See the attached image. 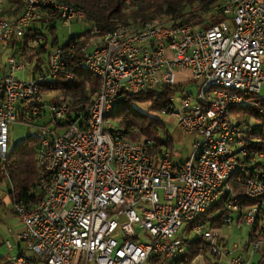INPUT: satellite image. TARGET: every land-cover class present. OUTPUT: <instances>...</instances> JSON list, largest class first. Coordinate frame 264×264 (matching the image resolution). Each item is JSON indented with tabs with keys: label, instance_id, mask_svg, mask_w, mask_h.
<instances>
[{
	"label": "built area",
	"instance_id": "1",
	"mask_svg": "<svg viewBox=\"0 0 264 264\" xmlns=\"http://www.w3.org/2000/svg\"><path fill=\"white\" fill-rule=\"evenodd\" d=\"M221 14L209 27L148 20L104 34L92 29L100 39L83 45V63L100 85L87 111L45 86L72 74L60 46L42 55L37 49L47 40L30 33L36 20L71 22L84 19L83 11L55 0H26L19 11L0 17V53L9 43L19 48L0 70V160L8 152V124L32 122L43 193L31 206L13 202L22 224L17 239L25 245L11 264H71L77 255L82 264H151V257L169 264L186 251L179 231L187 225L201 248L221 254L219 234L205 227L204 218L228 196L225 207L238 210L228 180L248 152L232 111L264 97V0H225ZM161 86L177 90L160 113L183 131L201 134L178 163L164 146L151 155L150 139H128L108 117L123 90ZM46 113L48 120L37 122ZM243 184V196L257 200L241 213V223L251 227L264 213V170H254ZM146 232L147 243L141 241ZM244 244L239 249L245 255L228 264H254L253 253L264 250L261 238L247 235ZM6 246L12 243L6 240Z\"/></svg>",
	"mask_w": 264,
	"mask_h": 264
},
{
	"label": "trees",
	"instance_id": "2",
	"mask_svg": "<svg viewBox=\"0 0 264 264\" xmlns=\"http://www.w3.org/2000/svg\"><path fill=\"white\" fill-rule=\"evenodd\" d=\"M55 1L74 10L83 11V20L89 22L91 27L82 33L69 37L62 44H58L57 37H53L50 46L51 48L54 46L62 48L66 67L71 72L72 77L69 79L58 77L45 86L63 93L69 102L79 110L87 111L92 98L98 93L100 85L99 78L93 75L83 63L82 47L87 40L96 36L91 32L92 29L97 28L101 34H104L119 25L136 27L145 21H161L162 18L174 23H190L194 26L209 27L223 18L221 7L225 0ZM25 2L26 0H1L0 17L19 11ZM30 33L41 35L38 30H32ZM48 49L50 48L45 43L44 46L37 49V52L45 55ZM26 57L29 58L30 55L26 54ZM176 90L175 87L169 86H161L158 90L148 88L137 93L123 90L120 101L114 106L108 117L113 122L119 123L116 126L117 131L123 133L128 139L132 141H139L143 137L150 139L152 141V146L149 149L151 155L158 153L162 146L171 151L173 140L165 131V124L160 112L167 107ZM134 103H148L150 112L139 110ZM254 103L232 111L234 115L240 118L244 146L248 152L247 156L240 162L238 170L228 180L229 185L230 182L234 183L233 187L230 185L232 193L233 191L240 193L238 185L243 184L245 178L254 170H264V161H262L264 159H253V156L258 153L264 154V97L255 98ZM250 116H253L254 119L252 124L249 123ZM134 134L137 135L136 139H133ZM38 146V136H27L8 151L5 160L1 162L0 176L2 173L7 174V181L10 186L7 195L10 202L23 200L24 203L31 206L42 199L43 193L38 188L40 173L37 162ZM235 197L238 207L236 212L225 207V202L229 196L221 199L207 210L204 218L207 229L220 227L225 218L233 217L231 213L235 214L239 220L243 209L257 203V200L248 199L243 195L236 194ZM2 202L0 197V207ZM181 233H192L190 225H187ZM248 236L251 239H264V213L258 216L253 225L249 227ZM180 237L184 240L186 251L169 264H190L194 263L193 261L199 255H205L206 252L204 248L200 247L198 238L194 236ZM149 262L155 264V258L151 257ZM216 263L217 260H214L213 264ZM0 264L11 263L7 257L0 255ZM254 264H264V250H262L259 260Z\"/></svg>",
	"mask_w": 264,
	"mask_h": 264
},
{
	"label": "rangeland",
	"instance_id": "3",
	"mask_svg": "<svg viewBox=\"0 0 264 264\" xmlns=\"http://www.w3.org/2000/svg\"><path fill=\"white\" fill-rule=\"evenodd\" d=\"M163 19L164 18H162V20ZM36 27L39 29L41 35H43L45 39L47 40L48 48L51 49L50 44L54 36L57 37L58 44H62L69 37L82 33L86 29H89L91 27V24L80 18L74 19L71 22H67L58 17H54L50 21L45 22V23L43 21L42 22L36 21ZM99 39L100 38L98 36H93L92 38L87 40L88 47H93L94 45H96ZM186 87H189V89L196 91L195 85H190L189 83L186 85ZM178 102L179 100L176 98V101H175L176 106H178ZM134 105L137 108H139V110H142L143 112H150L148 108L149 107L148 103H134ZM161 118L163 119V123L165 124V131H167V133L171 136L173 140V147L171 149L173 161L176 163L183 161L185 158L188 157L191 151L193 142L196 139L201 138V134L197 132L183 131L176 125L175 120H173L172 116L170 115L167 116V115L162 114ZM237 119H239V117H237ZM47 120H48V115L46 113V116L43 119H39L37 122H45ZM249 121H250V124L254 122L253 116H250ZM112 123H114L115 126L119 124L115 122H112ZM7 130H8L7 151H10L21 140H23L27 136L34 135L37 131V127L35 125L29 124L26 122L15 121V122H11L8 124ZM136 130L138 129L136 128ZM136 138H137V135L134 134L133 139H136ZM1 162L2 161H0V167H1ZM230 185L233 187L234 183L230 182ZM238 186H239L238 188H240V193L233 191V195H236V194L243 195L244 184H240ZM9 188L10 186H9V182L7 181V174L2 173L0 176V197L3 200L1 207H0V240H4V241L6 239L11 240L9 228L7 226L8 223L10 222V225L12 226V228L16 229V228H19L18 220H20L18 216L11 213L10 207H12L13 202L7 201V198H6L8 197L7 191ZM220 227L218 228L216 227L211 230H213L219 235H223L225 239L228 240L227 250L230 253H234L237 250H239L238 248L234 249L233 244L236 243L238 245H241L242 247V245L244 244L242 242L246 239L248 235L249 227L244 224H242L240 227H237L234 222L230 224L222 223ZM184 228L185 226H183L180 229L179 231L180 236L184 238L187 236L192 237L193 236L192 233H181ZM150 237L151 236L146 232L141 238V241L147 243L148 241H150ZM217 242L219 243V238ZM261 252L262 250L255 251L253 253V259H252L253 262H257L259 260V258L261 257ZM0 255L7 256V252L4 250L3 246L0 247ZM206 256L210 261H212L213 255L210 252H208Z\"/></svg>",
	"mask_w": 264,
	"mask_h": 264
},
{
	"label": "crops",
	"instance_id": "4",
	"mask_svg": "<svg viewBox=\"0 0 264 264\" xmlns=\"http://www.w3.org/2000/svg\"><path fill=\"white\" fill-rule=\"evenodd\" d=\"M36 21H41L42 22L43 20L42 19H39V20H36ZM36 21H34L31 24L30 30L31 31L32 30H38V32H40L39 29L36 27ZM17 47H18V44L9 43V44H7L6 46H4L2 48V51L0 53V65H1L0 70L4 71V69H5V67H3V66H5V57L7 55L18 53L19 48H17ZM18 75H20V73H18ZM185 75H187V73H185V72L179 73V76H180L181 80H182V78ZM187 84H189V83H187ZM187 84H185L184 86L186 87ZM190 85H191V83H190ZM6 198H7V201H10L8 197H6ZM10 210H11V213H13L12 207H10ZM231 214L233 215V217H231L232 222H234L237 227H240L242 225L241 220L240 219L237 220V218L235 217V214H233V213H231ZM7 226L9 228L11 240L10 239H6V240H8V241H10L12 243V248H8L6 246V240L5 241L4 240H0V247L3 246L4 250L7 252V256H5V255H3V256H5V257H7L9 259L12 255H14L18 251H20V249L23 248V246L25 245V243L23 241H19L17 239V234L22 230V224H21L20 220H18V226H19V228H16V229L12 228V226L10 225V222L8 223ZM246 239H247V237H246ZM246 239L242 243H245L246 242ZM242 243H240V244H242ZM218 245H219V247H220V249H221L222 252H221L220 255H218V256L216 255L217 258H215L216 256L214 257V255L211 253L213 255V259H212V261H209L207 259V257H206V254L208 252L205 251L206 252L205 255H203V256L202 255H199L196 258V260L193 261L194 264H213L214 260H217V263L216 264H228V259L230 257H232L234 255H237L239 253H242L243 255H245L244 251H242V250L239 249V246H241V245H238L236 243L233 244V248L234 249H237L238 248L239 250H237L234 253H230L227 250V248H228V240H226L223 235H219V243H218ZM220 256H223V257H220ZM71 264H82V259L77 255L73 259V261H72ZM89 264H94V263L90 262Z\"/></svg>",
	"mask_w": 264,
	"mask_h": 264
}]
</instances>
